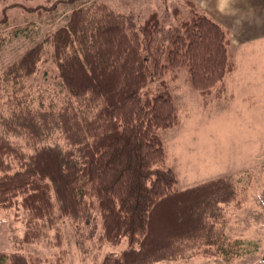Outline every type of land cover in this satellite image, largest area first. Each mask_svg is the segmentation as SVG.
<instances>
[{
	"label": "trees",
	"instance_id": "1",
	"mask_svg": "<svg viewBox=\"0 0 264 264\" xmlns=\"http://www.w3.org/2000/svg\"><path fill=\"white\" fill-rule=\"evenodd\" d=\"M77 1L55 0L51 9ZM183 5L181 18L173 9L172 26L156 12L138 24L134 14L118 13L106 3L78 6L50 33L65 105L22 106L7 118L0 114V209L18 205L27 213L22 243L40 240L41 232L31 228L37 222L51 227L57 216L88 226L99 218L101 241L126 242L99 264L195 256L229 264L244 254L242 242L226 234L222 208L236 198L233 178L181 189L165 161L160 132L180 123L170 82L181 80L203 100H217L236 68L227 30L193 3ZM41 54V43L25 50L7 66L4 80L35 74ZM52 134L63 145L45 143ZM9 135L23 137L30 152L11 143ZM56 238L60 241L58 233ZM8 260L41 264L15 253Z\"/></svg>",
	"mask_w": 264,
	"mask_h": 264
},
{
	"label": "rangeland",
	"instance_id": "2",
	"mask_svg": "<svg viewBox=\"0 0 264 264\" xmlns=\"http://www.w3.org/2000/svg\"><path fill=\"white\" fill-rule=\"evenodd\" d=\"M54 1L0 0V114L6 118L10 110L23 109L22 106L48 110L65 105V91L51 59L49 35L65 24L75 7L106 3L118 13L134 14L138 24L156 12L166 26L175 24L173 9L180 10V18L187 9L183 5L185 0H79L72 5L60 4L54 10ZM241 5L228 3V15ZM38 6L44 8L29 10ZM202 6L211 7L212 2L204 0ZM3 10L5 23L1 21ZM221 26L228 32L236 64L233 74L226 79L224 93L217 100L206 101L187 90L183 81H171L170 85L176 87L180 123L160 135L166 164L174 169L179 188L211 178H233L236 198L222 206L228 220L226 234L240 240L245 252L229 264H264V25L229 21ZM37 43L42 44V54L36 73L16 82L4 80L7 66ZM51 137L45 143L63 145L57 134ZM8 140L23 152L31 150L23 137L9 135ZM27 218L18 205L0 209V264H9V256L14 253L39 259L41 264H99L105 254L119 253L126 247L125 240L112 245L99 239V218L86 226L57 216L51 227H37L40 222L32 224L33 231L41 232L40 240L25 244L22 241L27 233ZM156 264L225 263L216 257L195 256Z\"/></svg>",
	"mask_w": 264,
	"mask_h": 264
},
{
	"label": "crops",
	"instance_id": "3",
	"mask_svg": "<svg viewBox=\"0 0 264 264\" xmlns=\"http://www.w3.org/2000/svg\"><path fill=\"white\" fill-rule=\"evenodd\" d=\"M203 9L211 18L217 23L223 25L231 21V23H241L243 25H264V0H208L212 2V10L204 8L202 5L204 0H189ZM234 4L239 10L231 11L228 15L225 6L228 4ZM225 18V19H224ZM227 19V20H226ZM251 20H260L258 23H252Z\"/></svg>",
	"mask_w": 264,
	"mask_h": 264
}]
</instances>
